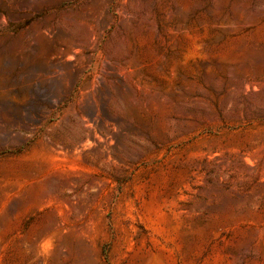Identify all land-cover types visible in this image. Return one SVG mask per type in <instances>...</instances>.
Here are the masks:
<instances>
[{
    "label": "rangeland",
    "instance_id": "1",
    "mask_svg": "<svg viewBox=\"0 0 264 264\" xmlns=\"http://www.w3.org/2000/svg\"><path fill=\"white\" fill-rule=\"evenodd\" d=\"M0 264H264V0H0Z\"/></svg>",
    "mask_w": 264,
    "mask_h": 264
},
{
    "label": "bare ground",
    "instance_id": "2",
    "mask_svg": "<svg viewBox=\"0 0 264 264\" xmlns=\"http://www.w3.org/2000/svg\"><path fill=\"white\" fill-rule=\"evenodd\" d=\"M44 45V44H43Z\"/></svg>",
    "mask_w": 264,
    "mask_h": 264
}]
</instances>
